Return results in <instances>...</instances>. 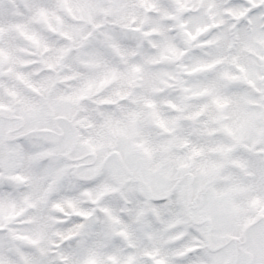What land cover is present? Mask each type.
Here are the masks:
<instances>
[{
    "label": "clouds",
    "instance_id": "9594fccd",
    "mask_svg": "<svg viewBox=\"0 0 264 264\" xmlns=\"http://www.w3.org/2000/svg\"><path fill=\"white\" fill-rule=\"evenodd\" d=\"M264 264V0H0V264Z\"/></svg>",
    "mask_w": 264,
    "mask_h": 264
},
{
    "label": "snow or ice",
    "instance_id": "6c2138e0",
    "mask_svg": "<svg viewBox=\"0 0 264 264\" xmlns=\"http://www.w3.org/2000/svg\"><path fill=\"white\" fill-rule=\"evenodd\" d=\"M157 264H160V262L158 261Z\"/></svg>",
    "mask_w": 264,
    "mask_h": 264
}]
</instances>
